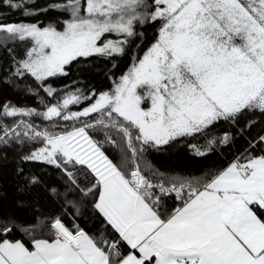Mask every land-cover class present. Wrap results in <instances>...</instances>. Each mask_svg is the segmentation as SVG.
<instances>
[{
  "label": "snow or ice",
  "instance_id": "1",
  "mask_svg": "<svg viewBox=\"0 0 264 264\" xmlns=\"http://www.w3.org/2000/svg\"><path fill=\"white\" fill-rule=\"evenodd\" d=\"M26 2L4 0L12 9ZM49 8L67 13L62 27L0 21L4 40L29 45L22 58L4 48L6 82L30 77L36 87L25 85L27 94L39 97L42 90L56 101L39 97L44 111L0 105V150L32 144L22 159L60 169L71 185L63 193L66 205L79 214L80 201L69 196H91L92 208L119 239L97 238L53 217L46 233L25 229V242L8 238L13 223L6 221L0 264H264V153L252 151L264 145V135L210 178L169 175L145 155L198 135L205 143L189 147L207 155L233 140L231 133L212 132L218 123H235L245 111L264 114V0H86V6L61 0ZM150 25H158L154 42L142 56L134 52L110 92L48 83L67 75L66 66L78 58L123 56L143 39L138 29ZM84 102L80 111L69 107ZM36 118L51 124L40 129ZM89 130L102 132L104 141ZM104 143L117 149V162L102 151ZM77 166L91 177L86 187L77 183ZM24 179L39 183L36 176ZM173 195L177 205L169 209L165 199Z\"/></svg>",
  "mask_w": 264,
  "mask_h": 264
},
{
  "label": "trees",
  "instance_id": "2",
  "mask_svg": "<svg viewBox=\"0 0 264 264\" xmlns=\"http://www.w3.org/2000/svg\"><path fill=\"white\" fill-rule=\"evenodd\" d=\"M20 2V0H15ZM61 2V0H31L24 3L19 9H12L0 0V21L4 23H37L41 26L49 23H56L62 27V21L68 18L67 13L49 8L52 3ZM82 6H86V0H82ZM49 8L48 11H39ZM25 9L38 11L37 15H24ZM158 25H150L143 29V39L137 37L132 41L131 46L123 56H117L112 59L102 57H91L88 59L78 58L70 65L66 66L67 75L51 78L50 83L54 88L59 90L72 89L79 87L85 92L94 90L97 94L103 91H110L113 87L114 80H117L123 73L127 72L132 64L134 52L142 56L144 51L154 42ZM20 41H6L3 35H0V105L11 103L18 107L36 108L38 111H44L43 105L39 99L42 97L49 104L56 101L47 96L42 90L39 91V97L27 94L25 85L36 87L33 79L25 77L23 80H12L8 77L6 69L9 67L10 54L4 48H11V55L21 58V53L17 48ZM139 44V48L136 45ZM22 52V51H21ZM113 64L116 66L113 67ZM59 95V93H57ZM86 103V102H85ZM72 111H80V105H70ZM96 114L85 118L94 119ZM11 123V119L7 121ZM38 128L43 129L51 124L50 121H44L41 118L34 120ZM252 123V126L246 127V124ZM214 134L231 133L232 142L227 145H216L215 148L208 152L207 155H196L190 144H204L203 136L194 138L179 139L172 141L167 145L149 149L145 153L150 165L161 172L169 175L192 178H210L212 174L226 168L235 158L249 148L250 143L258 140L264 135V114L259 112L245 111L235 123H225L221 121L214 129ZM89 135L97 141H104L105 137L102 132L89 130ZM39 147V145H36ZM33 150L32 144L12 146L0 150V223H13V230L9 239H21L28 242L30 237L25 234V229H33L34 234L39 235L41 232L46 233L48 226L53 217H61L63 223L69 228L79 226L89 235L97 238L101 233L108 240L119 239L111 226L105 227V220L101 214L92 208V197L82 198L80 194L74 193L69 199L80 201L79 214L66 205L63 193L71 185L68 177L58 168L43 162L29 161L26 162L22 157ZM102 151L113 160H119V153L109 143L102 145ZM253 154L259 155L264 153V145H257L252 150ZM6 156V158H4ZM23 169L18 173L17 169ZM83 166H77L75 172L77 183L80 187H86L90 176L82 170ZM25 176H36L39 183L29 186L24 179ZM53 189L55 192H53ZM169 209L175 207L177 202L173 198L165 199ZM121 250L128 252L126 244L121 243Z\"/></svg>",
  "mask_w": 264,
  "mask_h": 264
},
{
  "label": "rangeland",
  "instance_id": "3",
  "mask_svg": "<svg viewBox=\"0 0 264 264\" xmlns=\"http://www.w3.org/2000/svg\"><path fill=\"white\" fill-rule=\"evenodd\" d=\"M27 46H29L27 42H20L19 45H17L18 50H19L20 53L22 54V55H21V58L23 57V55H24V53H25V51H26V47H27ZM21 51H22V52H21ZM118 79H119V78H118ZM118 79H117V80H118ZM113 88H114V85H113V87L110 89V91H111ZM110 91H103V92H110ZM88 103H89V102L81 103V104H80V108L86 107Z\"/></svg>",
  "mask_w": 264,
  "mask_h": 264
},
{
  "label": "crops",
  "instance_id": "4",
  "mask_svg": "<svg viewBox=\"0 0 264 264\" xmlns=\"http://www.w3.org/2000/svg\"><path fill=\"white\" fill-rule=\"evenodd\" d=\"M228 166H229V165H228ZM228 166H227V167H228ZM227 167H226V168H227ZM224 169H225V168H224Z\"/></svg>",
  "mask_w": 264,
  "mask_h": 264
},
{
  "label": "built area",
  "instance_id": "5",
  "mask_svg": "<svg viewBox=\"0 0 264 264\" xmlns=\"http://www.w3.org/2000/svg\"><path fill=\"white\" fill-rule=\"evenodd\" d=\"M174 196V195H173Z\"/></svg>",
  "mask_w": 264,
  "mask_h": 264
}]
</instances>
